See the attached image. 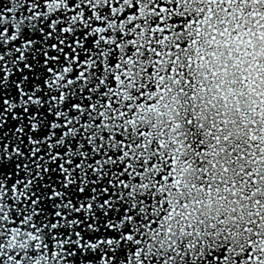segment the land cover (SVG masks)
Wrapping results in <instances>:
<instances>
[{
	"label": "snow or ice",
	"instance_id": "1",
	"mask_svg": "<svg viewBox=\"0 0 264 264\" xmlns=\"http://www.w3.org/2000/svg\"><path fill=\"white\" fill-rule=\"evenodd\" d=\"M0 264H264V0H0Z\"/></svg>",
	"mask_w": 264,
	"mask_h": 264
}]
</instances>
